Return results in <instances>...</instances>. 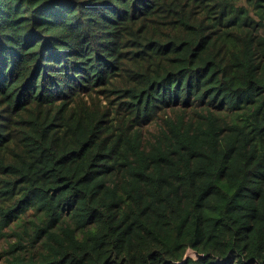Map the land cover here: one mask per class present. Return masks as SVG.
Here are the masks:
<instances>
[{"label":"trees","instance_id":"16d2710c","mask_svg":"<svg viewBox=\"0 0 264 264\" xmlns=\"http://www.w3.org/2000/svg\"><path fill=\"white\" fill-rule=\"evenodd\" d=\"M4 226L2 264H264V0H0Z\"/></svg>","mask_w":264,"mask_h":264},{"label":"rangeland","instance_id":"374dc122","mask_svg":"<svg viewBox=\"0 0 264 264\" xmlns=\"http://www.w3.org/2000/svg\"><path fill=\"white\" fill-rule=\"evenodd\" d=\"M14 241V237L10 232V228L8 226H4L0 229V264L3 263L4 260V251L7 249V245Z\"/></svg>","mask_w":264,"mask_h":264},{"label":"water","instance_id":"95a60500","mask_svg":"<svg viewBox=\"0 0 264 264\" xmlns=\"http://www.w3.org/2000/svg\"><path fill=\"white\" fill-rule=\"evenodd\" d=\"M202 256V254H199L197 253V251L193 250V249H190L188 248L186 251H185V254H184V257L183 259L185 260L186 258H192V259H198Z\"/></svg>","mask_w":264,"mask_h":264}]
</instances>
